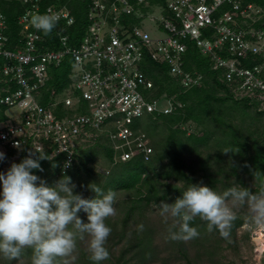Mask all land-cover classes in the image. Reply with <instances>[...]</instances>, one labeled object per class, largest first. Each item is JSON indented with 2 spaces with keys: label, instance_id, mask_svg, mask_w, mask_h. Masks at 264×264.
I'll use <instances>...</instances> for the list:
<instances>
[{
  "label": "built area",
  "instance_id": "built-area-1",
  "mask_svg": "<svg viewBox=\"0 0 264 264\" xmlns=\"http://www.w3.org/2000/svg\"><path fill=\"white\" fill-rule=\"evenodd\" d=\"M19 1L21 35L12 50L0 11L2 152L50 150L51 158H63L65 175L77 164L78 149L102 133L114 166L134 159L151 163L155 149L144 119L179 114L185 108L179 94L206 80L186 68L190 51L208 61L234 100L264 114L263 6L246 0H76L85 25L72 45L77 18L66 3L71 0H51L44 8L48 0ZM49 10L59 16L53 30L58 50L45 49L43 32L29 22L32 14ZM67 60L73 64L70 84L59 93L48 88L51 72ZM150 63L166 68L178 94L158 93L144 70ZM10 110L18 112L10 116Z\"/></svg>",
  "mask_w": 264,
  "mask_h": 264
},
{
  "label": "rangeland",
  "instance_id": "rangeland-1",
  "mask_svg": "<svg viewBox=\"0 0 264 264\" xmlns=\"http://www.w3.org/2000/svg\"><path fill=\"white\" fill-rule=\"evenodd\" d=\"M150 26L151 23L145 25L146 28ZM221 96L224 94L221 93L219 97ZM215 108H219L220 113H223L221 120L210 119L202 124L188 122L174 126V129L187 131V135L182 139L186 140L190 135L196 134L205 137L206 142L192 153L188 152L187 147L181 150L176 166L169 159L158 163L160 174H164L166 169L171 170V167L181 169L176 179L163 182L167 187H174L180 193L169 190V200L163 203H174L190 184L208 186L219 194L238 185L253 193L264 190V116L258 115L254 109L234 108L231 101L224 106L216 105ZM17 112L10 110L8 114L15 116ZM150 123V118L144 119L142 127L147 133L150 132ZM159 125L158 131L161 132L157 137H151L155 152L161 143L159 141L165 140L168 136L167 131L163 132V123L160 122ZM99 137L104 138L102 133ZM95 143L92 141L88 145L93 147ZM102 143L103 145L106 143V138ZM17 161L18 157H14L5 164L0 162L1 172L6 173ZM95 161L89 165L94 170L93 178L84 173L71 184L75 185L74 194L85 199H94L96 194L91 189L95 187L102 189L101 186L106 184L107 177H110L109 175L117 168V165L114 166L106 158L102 150L96 154ZM141 168L142 166L140 170ZM38 177L43 180V176ZM51 182L48 180L47 184L53 187L59 180ZM140 189L115 192L117 194L114 203L115 214L105 221L112 229L105 245L109 258L101 264H117L118 260H122L121 264L124 262L133 264L135 251L132 252L131 249L135 243L131 239L134 233H139L146 240V244L151 246L142 264H264V250L260 248L261 241L264 243V227H257L252 222V214L246 203L234 207L236 219L231 224L227 240L221 237L219 231H209L207 221L197 216L194 218L196 223L191 226L196 228L198 235L187 241H174L169 238V229L178 223L177 218L161 216L157 207L159 204L143 203L142 210L137 207L132 212V220L128 224L124 223L135 205L134 202L140 199V192L143 195L146 193L142 187ZM140 212L143 216L137 217ZM78 215L84 222H88L83 211ZM69 228L76 234V246L67 255L57 257L55 264L92 263L90 237L86 233H79L72 225ZM32 256L31 248H26L15 260L0 254V264H32Z\"/></svg>",
  "mask_w": 264,
  "mask_h": 264
},
{
  "label": "clouds",
  "instance_id": "clouds-1",
  "mask_svg": "<svg viewBox=\"0 0 264 264\" xmlns=\"http://www.w3.org/2000/svg\"><path fill=\"white\" fill-rule=\"evenodd\" d=\"M58 20L59 16L49 10L32 14L29 22L47 36ZM37 154L30 153L20 163H13L6 173L0 172V254L15 260L31 248L32 264H55L57 257L67 255L76 246V234L69 228L72 225L79 233L88 234L91 260L101 264L109 258L105 245L112 229L105 221L115 214L117 194L111 190L105 194L95 187L91 189L95 198L85 199L74 194L75 185L67 176L50 187L33 174L43 171L41 161L47 159ZM5 158V153L0 152V162ZM244 203L250 208L252 222L264 227V190L253 193L239 185L219 194L208 186L190 184L174 203L162 202L157 207L161 216L177 218L178 223L169 229L171 240L187 241L197 236L196 228L191 226L197 216L207 221L209 231L217 230L227 240L236 219L234 207ZM81 211L88 222L79 217Z\"/></svg>",
  "mask_w": 264,
  "mask_h": 264
},
{
  "label": "trees",
  "instance_id": "trees-1",
  "mask_svg": "<svg viewBox=\"0 0 264 264\" xmlns=\"http://www.w3.org/2000/svg\"><path fill=\"white\" fill-rule=\"evenodd\" d=\"M249 3H253L259 6L264 7V0H246ZM66 2V1H65ZM46 4L42 5V8L51 4V0L45 2ZM68 5H71V9L74 10V14L77 18L76 26L70 30L72 45H74V41H76L79 36L76 34L80 31L85 25V12H82L81 7L82 3L71 0L70 2H66ZM0 11L5 15L7 19L8 29L6 31V35L9 37L8 47L9 49H14V46L20 40L21 27L18 25V18L24 12V8L22 7V3L19 0H0ZM82 32V31H81ZM45 36V35H44ZM47 39V43L45 45V49L49 50H58V41L56 36H54V32L45 36ZM188 61L186 64V68L188 70L196 69L199 72H202L206 76V80L204 82L203 87L198 89H193L187 93L182 92L179 94V100L184 103L185 108L179 114L169 115V116H160L156 119L150 118V132H148L150 137H157L160 128V122L164 125V131H167L168 136L166 139L161 140L160 144H158V151L155 152V156L153 161L149 164H144L141 159H134L127 163L117 164V168L115 171L107 177L106 184L102 187L103 192L106 194L108 191H131L135 189H140L141 187L145 190V195L140 192V199L136 200L134 203V207L130 210L128 216L126 217L124 223L128 224L129 221L132 220V212L139 207V210H142V205L145 203L146 205H151L152 203L160 204L161 202H165L169 200V190L179 194L174 187L166 186L163 184L165 180L176 179V175L179 172V167H171V170L166 169L163 173L158 172V163L165 159H169L172 164H177V159L181 154V150L188 148V152L192 153L198 149V146L203 144L205 141V137H200L196 134L190 135L186 138V140L182 139L187 135V131H183L181 129H174V126L188 122H193L197 124H202L204 121L215 119V121L221 120L223 113H220L219 108H215L216 105L224 106L226 103H233L234 108H244L247 110L254 109L249 105L247 101H236L231 96L229 90L220 82H218L216 73L210 71L208 61L201 58L198 53L195 51H190L188 54ZM73 68L72 61H66L63 66L58 69H53L51 72V76L53 77L52 82L48 85V88H55L57 92H62L65 88L70 84L69 75ZM147 75L154 81L156 88L159 94L168 93V95H174L179 93V88L176 86L174 80L168 75V72L165 67L157 66L155 64H147L144 67ZM223 93L224 96L219 97V95ZM219 111V112H218ZM260 116H264V114L258 113ZM225 134V132H224ZM98 138L93 147H89L88 144H83L77 151V164L74 169L69 173L63 175L61 174L60 167L63 158L52 157V151L47 150L44 153L40 154L45 156L47 159L41 161V167L43 171H35L33 174L37 176H43V180L48 183L49 181L56 182L60 181L63 177L67 176L71 180V184L74 180L80 179L82 174H87L88 177L93 178L94 170L92 167H89L90 164H93L95 161V156L99 150L104 151L106 158L110 162H114L115 154L110 146L106 143H102L104 140ZM95 147V148H94ZM256 147V146H255ZM99 148V150H98ZM98 150V151H97ZM37 154V155H38ZM29 153L27 150L18 154L16 151L10 150L5 153V160L3 163H7L11 158L18 157L17 164L20 163L23 159L27 158ZM80 159H82L80 161ZM80 162V163H79ZM116 166V165H115ZM142 166L141 170L140 167ZM181 170V169H180ZM1 172V168H0ZM42 174V175H41ZM163 186L159 188V186ZM100 186V185H98ZM2 190V188H0ZM141 190V189H140ZM163 191V192H162ZM143 216V213H139L137 217ZM196 223L193 219L191 224ZM132 239L135 243L134 247H132L131 251H135L133 264H142V260H145V256L147 252H149V246L146 244V240L140 236L139 233H134ZM121 236V238H123ZM122 260H118L117 264H121ZM89 264H93L89 263ZM122 264H126L125 262Z\"/></svg>",
  "mask_w": 264,
  "mask_h": 264
},
{
  "label": "bare ground",
  "instance_id": "bare-ground-1",
  "mask_svg": "<svg viewBox=\"0 0 264 264\" xmlns=\"http://www.w3.org/2000/svg\"><path fill=\"white\" fill-rule=\"evenodd\" d=\"M261 250H264V243L263 241H261V246H260Z\"/></svg>",
  "mask_w": 264,
  "mask_h": 264
}]
</instances>
